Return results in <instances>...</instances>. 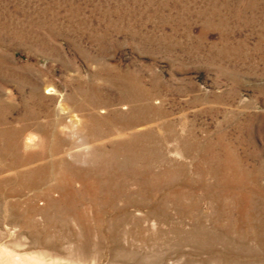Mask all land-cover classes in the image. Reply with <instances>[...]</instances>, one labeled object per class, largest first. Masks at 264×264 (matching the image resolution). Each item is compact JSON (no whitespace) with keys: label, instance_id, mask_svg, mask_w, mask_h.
Segmentation results:
<instances>
[{"label":"rangeland","instance_id":"374dc122","mask_svg":"<svg viewBox=\"0 0 264 264\" xmlns=\"http://www.w3.org/2000/svg\"><path fill=\"white\" fill-rule=\"evenodd\" d=\"M0 190L58 264H264V0H0Z\"/></svg>","mask_w":264,"mask_h":264},{"label":"bare ground","instance_id":"6f19581e","mask_svg":"<svg viewBox=\"0 0 264 264\" xmlns=\"http://www.w3.org/2000/svg\"><path fill=\"white\" fill-rule=\"evenodd\" d=\"M2 174V173H1ZM4 186V185H3ZM7 190H8V188H7ZM1 191V190H0ZM10 191V190H9ZM5 193V192H4ZM14 194V193H13ZM8 195V194H7ZM2 196V195H1ZM1 199V198H0ZM11 200H13V199H11ZM1 201V200H0ZM12 202V201H11ZM2 203H3V201H2ZM1 202H0V204H2ZM4 204V203H3ZM5 204H7V203H5ZM13 204H15V203H13ZM17 204H20V203H17ZM3 206V205H2ZM21 207V206H20ZM3 208H4V206H3ZM2 209V208H1ZM10 209V208H9ZM7 210V209H6ZM20 210V209H19ZM1 211V210H0ZM8 211V210H7ZM9 212V211H8ZM7 212V213H8ZM11 212V211H10ZM6 213V212H5ZM23 213V212H22ZM0 214H3V213H0ZM9 216H10V214H8ZM8 215H6V216H8ZM13 217H14V215H12ZM20 217V216H19ZM1 218H3V219H5L4 217H2L1 216ZM8 218V217H7ZM17 219V218H16ZM20 219H21V217H20ZM1 220V219H0ZM7 220V219H6ZM25 220H26V218H25ZM12 221V220H11ZM10 221V222H11ZM21 221V220H20ZM7 222V221H6ZM15 222V221H14ZM27 222V221H26ZM2 224H3V222H1ZM12 224H13V222H12ZM19 224V223H18ZM20 225V224H19ZM9 226H11L10 224H9ZM5 227V226H4ZM7 227V226H6ZM6 227H5V229H6ZM16 227V226H15ZM24 227V226H23ZM2 228H3V226H2ZM17 228V227H16ZM24 228H27V227H24ZM30 228V227H29ZM4 229V228H3ZM9 229V228H8ZM35 229V228H34ZM16 230V229H15ZM18 230V229H17ZM20 230V229H19ZM33 230V229H32ZM3 231V230H2ZM6 231V230H5ZM28 231V230H27ZM1 232V231H0ZM4 232V231H3ZM10 232V231H9ZM8 232V233H9ZM12 232H14V231H12ZM33 232V231H32ZM6 233V232H5ZM4 233V234H5ZM7 233V234H8ZM16 233V232H15ZM15 233H13V234H15ZM18 233H20V232H17V234ZM24 233V232H23ZM26 233V232H25ZM9 235V234H8ZM0 238H2V236L3 235H1V233H0ZM4 236H7V235H4ZM14 235H12V237H13ZM15 238V237H14ZM19 238H20V236H19ZM43 238V237H42ZM5 239H9V237L7 236V238L5 237L4 238V240ZM25 239H27V238H25ZM34 239V238H33ZM3 240V241H4ZM15 240H16V238H15ZM14 240V241H15ZM22 240H23V238H22ZM29 240V239H28ZM8 241V240H7ZM25 241V240H24ZM33 241H37V240H33ZM5 242V241H4ZM10 242H11V240H10ZM16 242H18V240L16 241ZM15 242V244L18 246V244ZM26 242V241H25ZM6 243V242H5ZM9 243V242H8ZM12 244H13V241L11 242ZM11 243H9V244H7V245H12ZM27 243H29L28 241H27ZM36 244H37V242H36ZM7 245H5V244H0V264H58V262H60L61 261V259L59 258V256L60 255H58L57 257H55V255H53L52 253V255L49 253V252H47L48 250H43V249H35V250H29V251H25V250H23V252H19L20 251V249H22L21 247H20V245H19V247H20V249H18L19 251L18 252H16V250L14 249L15 248V246H14V248L13 249H10L9 247L10 246H7ZM26 245V244H25ZM54 245V244H53ZM13 246V245H12ZM27 246H28V244H27ZM52 246V245H51ZM55 246V245H54ZM60 246V245H59ZM58 245H57V248L59 247ZM62 246V245H61ZM35 247V246H34ZM41 247V246H40ZM24 248H25V246H24ZM68 248V247H67ZM16 249H17V247H16ZM29 249V248H28ZM32 249V248H31ZM47 249V248H46ZM56 249V248H55ZM27 250V249H26ZM71 250V249H70ZM25 251V252H24ZM52 251V250H51ZM61 251H63V250H61ZM63 252H65V251H63ZM70 252V251H69ZM82 252H84L83 250H82ZM55 254V253H54ZM58 254V253H57ZM61 254V253H60ZM82 254V253H81ZM87 254V253H86ZM61 255H63V254H61ZM80 255V254H79ZM85 255V254H84ZM89 255H91V254H89ZM92 256V255H91ZM94 256V255H93ZM82 257V256H81ZM85 257V256H84ZM83 257V258H84ZM96 257V256H95ZM95 257H93V258H95ZM82 258V259H83ZM91 258V257H90ZM97 258V257H96ZM85 259V258H84ZM86 259H88V257L86 258ZM84 261V260H83ZM97 261H98V259H97ZM70 264H72L71 262H69ZM68 262L66 263V264H69ZM98 263V262H97ZM101 263V262H100ZM77 264H80V260H79V262L77 263Z\"/></svg>","mask_w":264,"mask_h":264}]
</instances>
